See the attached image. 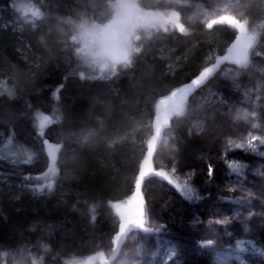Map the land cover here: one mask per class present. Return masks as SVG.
<instances>
[{
    "label": "trees",
    "instance_id": "obj_1",
    "mask_svg": "<svg viewBox=\"0 0 264 264\" xmlns=\"http://www.w3.org/2000/svg\"><path fill=\"white\" fill-rule=\"evenodd\" d=\"M113 1L0 0V80L15 89V96H0V259L6 252L24 251L42 264H64L97 251L111 253L119 227L112 204L134 192L157 100L215 61L236 37L226 25L209 29L208 21L224 8L250 23L264 22V0L174 5L137 0L151 14L165 12L163 20L152 28L150 18L140 22L147 27L138 29L140 51L131 55V63L103 71L95 57L79 53L73 37L85 22L109 23L116 15ZM24 4L40 15L21 13ZM172 10L180 13L187 33L169 18ZM256 46L252 75L230 74L235 66L225 64L166 129L164 139H171L173 150L167 153L161 145L164 164L193 172L196 196L188 199L167 180L149 176L143 193L160 233L133 232L116 262L162 264L167 249L175 246L184 264H216V248L202 249L199 243L207 229L219 248L243 241L242 252H264V176L259 175L264 145L255 142L253 152L229 150L228 144L229 139L247 143L264 137V31ZM238 110L257 115L235 122ZM38 111L55 121L43 134ZM253 122L260 126L252 128ZM122 135L127 138L114 141ZM10 140L34 150V158L4 157L1 150ZM45 141L57 147L58 173L50 189L43 178L51 165ZM230 162L248 165L247 181L229 171ZM239 193L252 200L236 203L230 195Z\"/></svg>",
    "mask_w": 264,
    "mask_h": 264
},
{
    "label": "rangeland",
    "instance_id": "obj_2",
    "mask_svg": "<svg viewBox=\"0 0 264 264\" xmlns=\"http://www.w3.org/2000/svg\"><path fill=\"white\" fill-rule=\"evenodd\" d=\"M168 1H170L169 2L170 4L174 5V4H179L180 2H183L184 0H168ZM122 3H125V6H122ZM112 6L116 10V15L113 19H111L109 21V23H107L105 25H99V24L85 22L84 25H86V26L81 27L80 31L78 32L77 36L75 37V41L78 44L79 53L86 59H88L87 56L95 57L99 61V63H98L99 69H103V71H105V70L108 71L110 69L109 67H113V66H116L118 64L126 65L125 63H123L121 61V59L113 58L105 51L102 41L104 38V32L106 31L107 28H112L115 31L116 42H117L118 46L123 51H125V40H126V38L128 40H131L134 47L138 48L137 41H139V39L135 40V39H133V36L141 37L142 31H139L138 29H140V27H142L143 25H141L140 22H143L144 20H147L148 18H150L147 20V23H149L150 24L149 27L152 28V27H154V23H160L163 20V18L160 16L161 15L160 13L165 14V12H162L160 10H154V12L152 14L148 15L147 9H144L141 5H139L137 0H114L112 2ZM20 9H21V13L33 12L32 8H30L29 6H27L25 4L22 7H20ZM226 13L233 14V15L239 17L240 19H242L241 15L234 14L233 11H231V10H227L226 12H221V14H226ZM138 18L140 19V22H138V20H137ZM164 19H165V17H164ZM245 20H247V24H248V28H249L250 32H253V29L256 30V33L258 36L257 41H256L255 45L253 46V48L251 49L250 57H249V60L247 61L246 64L240 65V66L236 65V64H228V67H230V65L235 66V69L230 68V70H231L230 74H233L234 72L241 73L243 71L245 74L250 73V74H248V76H250L255 72L252 70V65H253L255 53L258 51V49L256 48L257 47L256 44H257V42H259V40H261L263 31H264V22L250 23L248 18L244 19V21ZM179 21H180V19H179ZM16 23H17V20H16ZM174 23H176V21ZM174 23H171V24L174 25ZM208 23H209V21H208ZM93 25L95 27H93ZM105 26H109V27H105ZM130 59H131V57H130ZM226 67H227V65H226ZM9 93H11L12 96H15L14 87L11 84H9L6 79L0 80V96L3 94L9 95ZM210 96H211V94H210ZM208 98H210V97H208ZM187 106H186V110L188 109ZM42 115H47V114L44 113L43 111H38L36 113V123H37L38 128H39V118ZM44 129H43V131H44ZM39 130L41 131L40 128H39ZM125 138H127L126 135L118 136L114 141L123 140ZM161 145H163V148L165 149V152H167V153H171V151L173 150L172 141H171V139H169L167 137L162 141ZM161 145H160V147H161ZM160 147H159V149H160ZM56 150H57L56 146H53V147L51 146V154H50L51 165L49 168L54 169V174H51L48 177H46L45 174L43 175V178L45 179L44 185H46L47 182L50 181L52 183V187L55 184V180H56L57 173H58L57 151ZM1 154L4 157L9 158L11 160L21 161V162H29L34 158L35 151L31 150L30 148H28L26 146H23V145L15 142L13 140H10L9 143L1 150ZM29 154H31V157H32L31 160H29ZM156 157H157V159H156ZM156 157H155V167L157 168L158 171H166L173 177V179H175L181 185L188 183L192 187V185L194 183V179H195L193 172L192 173L179 172L173 165L164 164L165 163L164 162V154H162V151L160 153V151L158 150ZM225 163L227 164L228 160ZM243 165H245V167L241 170V172H239L238 174L234 173V175H236V177L238 178V180L240 182L247 181L245 171L248 168V165L247 164H243ZM173 168H175V172L172 171ZM227 168L229 169V167H227ZM229 171H230V169H229ZM259 175L261 177H263L264 173L262 171H260ZM260 184H258V185H260ZM261 194H263L262 191H261ZM195 196H196V194L194 193L193 198ZM230 197L232 199H235L236 201L241 200V199H244V200L250 199L248 195H245V194L243 195L240 193L239 194H231ZM145 199H146V197H145ZM262 199H264V198H262ZM250 200H252V199H250ZM238 206H241V205H238ZM146 210L148 212L147 201H146ZM159 226L160 225H158L152 219V217L147 213V215H146V227L151 228L153 231L151 233H145V234L160 233ZM209 231L210 230L207 229V231L204 232L205 234L203 236L206 239L204 240V239L200 238V242L201 241H209V240L213 241L212 237L209 236V234H208ZM133 232L138 233V232H141V230H139V229L134 230L131 232L130 235H132ZM141 233H144V232H141ZM218 246H220V243L215 242L211 246L201 247L202 249H210L212 247L216 248L215 253H214V257H213V261L216 264H221V262H223V264H264V252H261V251L252 252V253L242 252L239 250V248L237 247V243H235V242L223 245L221 248H219ZM173 251L176 253V255L173 256L171 260H169L168 259L169 253L173 252ZM75 260H77V259H68L65 261L64 264H68L71 261H75ZM79 261H81V260H79ZM133 261L137 262L135 259ZM121 263H122V260H119L117 262L114 261L112 264H121ZM0 264H42V263L39 260H37L36 258L31 257L27 252L11 251V252H6L2 255V257L0 259ZM162 264H184V259L181 257V253H180L179 249L175 246L169 247L164 254Z\"/></svg>",
    "mask_w": 264,
    "mask_h": 264
},
{
    "label": "water",
    "instance_id": "obj_3",
    "mask_svg": "<svg viewBox=\"0 0 264 264\" xmlns=\"http://www.w3.org/2000/svg\"><path fill=\"white\" fill-rule=\"evenodd\" d=\"M210 23L212 24V27L208 26ZM208 25L207 27L209 29L217 25H226L232 28L236 32V37L234 41L226 48V50L223 53L219 54L216 57L215 61L211 63V64L216 63L217 59L219 58L220 65L218 66V68L214 70V72L205 82H203L196 89H194L192 93L183 96V98H181L180 95L173 94V90L190 82L195 76L192 77L190 80L175 87L166 95L159 97L156 104V113L151 123L152 134L147 142V154L144 158L143 167L139 172L140 176H143L150 169H154L158 171L157 168L155 167V157L164 139L166 129L171 125L172 121L176 117H178L176 115L177 110L183 109V112L185 113L187 103L189 102L194 92L202 85H204L206 82H208L209 79H212L215 73L219 71L222 68V66H224L225 64H236L240 66L246 64L247 61L249 60L251 49L255 45L258 36L257 34L253 36V32L249 31L248 24H244V21L241 20L239 17L233 14L226 13L218 17L212 18L209 21ZM115 35L116 34L113 29L107 28L106 31L104 32L103 45L108 54H110L112 57L116 59H120L123 56L124 51L117 45ZM211 64H209L208 66H210ZM165 116H167V120H165ZM140 176H137L135 185L139 183ZM148 177L149 176L145 177L143 180L142 189H141L143 196H144L143 186ZM145 210H146V204H145ZM132 231L133 229L126 232L123 236H121L120 240L114 244L112 252H114L115 255H111L112 252L108 254L103 251H97L80 259L81 264H89L90 258L100 252L104 253V256L106 257L107 260V264H112L118 258L123 244L125 243V241L127 240L128 236L131 234ZM72 262L73 261H71L68 264H72ZM96 264H99V261H97Z\"/></svg>",
    "mask_w": 264,
    "mask_h": 264
},
{
    "label": "snow or ice",
    "instance_id": "obj_4",
    "mask_svg": "<svg viewBox=\"0 0 264 264\" xmlns=\"http://www.w3.org/2000/svg\"><path fill=\"white\" fill-rule=\"evenodd\" d=\"M34 16H39V11L33 12ZM177 26L180 31H184V26L179 24V18L176 20ZM209 27H212V24L210 23L208 25ZM211 58V57H209ZM226 59V57H225ZM220 65V59L218 58L216 63L211 64L210 66L202 68L198 72V74L188 83L178 87L177 89L173 90V94L180 95L181 98L183 96H186L193 92L194 89H196L199 85H201L203 82H205L211 74L218 68ZM81 76L83 77V73H81ZM165 120H167V116H165ZM55 123V121L47 115H42L39 118V128L41 129V134H43V129L47 127L48 125ZM259 142L260 144L264 145V137H255V140L248 141L247 143H237L233 142L231 139H229L228 144L230 146L229 150H243V151H253L255 152L257 149V144L255 142ZM45 145L49 149V154H51V145L48 144L47 141H45ZM31 154H29V160H31ZM231 173L238 174L241 172V170L245 167V165L236 163V162H230L228 165ZM173 172H175V168L172 169ZM214 169L211 165L208 166V175L211 178L213 175ZM54 174V169L49 168L47 169V172L45 173V176L48 177L49 175ZM155 175L157 177H160L164 180H167L170 184H172L178 191L181 192L183 196H185L188 199H192L193 195L195 193V189L191 187L188 183H185L181 185L178 183L173 177L166 171H156L154 169L148 170L143 176H140L138 173V176H140V181L138 184L134 185V192L133 194L126 200L115 202L112 204L113 208L115 209L116 214L119 217V227L118 231L115 233V236L113 238V243H117L121 236H123L126 232L132 230V229H139L141 232L144 233H151L153 230L151 228L146 227V210H145V204L146 201L144 199V196L142 194V184L143 180L147 176ZM47 188L52 187V183L50 181L46 184ZM39 190H43L42 188ZM198 198V196L196 197ZM236 203H239V201H236ZM227 219L225 220H217L216 223L218 224H224L227 223ZM209 223H212L210 220ZM247 227L245 226V232H247ZM212 241H206L201 242V247H207L212 245ZM243 241H237V247L239 250L243 251ZM176 253L170 252L168 259L171 260L173 256H175ZM99 261V264H107L106 257L104 256L103 252L95 254L93 257L90 258L89 264H96V262ZM223 264V262H221Z\"/></svg>",
    "mask_w": 264,
    "mask_h": 264
},
{
    "label": "clouds",
    "instance_id": "obj_5",
    "mask_svg": "<svg viewBox=\"0 0 264 264\" xmlns=\"http://www.w3.org/2000/svg\"><path fill=\"white\" fill-rule=\"evenodd\" d=\"M221 11H222V12H226L227 9L222 8ZM160 14L163 15V13H160ZM168 15H169V18H170L173 22H175V21L177 20V18H180V13L177 12V11H175V10L170 11V12L168 13ZM68 22H69V23H72L71 20H69ZM244 24H247V20L244 21ZM80 26H81V27H85L86 25L81 24ZM109 26H110V25H109ZM109 26H105V27H109ZM143 26L147 27V25H143ZM206 26H207V25H206ZM93 27H95V26L93 25ZM184 31H185V33H187V28H185ZM256 34H257V33H256V30L253 29V36H255ZM73 39H75V37H73ZM133 39L138 40V39H140V37H139V36H133ZM139 51H140V49L134 47L133 44H132V42H131V40H128V39L126 38V40H125V51H124L123 56H122L120 59H121V61H122L123 63H125V64H130V63H131V60H130L131 55H132L134 52H139ZM9 96L11 97L12 94L9 93ZM176 115H177V116H183V115H184L183 109H179V110H177ZM256 115H257L256 113H254V112H251V113H250V112H248L247 110H238V111H236L235 113H233V115H232V120L235 121V122H241V121H242V122H247V121H249L250 117L254 118ZM259 126H260V125H259L257 122H253V123L251 124V127H252V128H258ZM200 131H201V129L198 128V129H197V134H199ZM201 242H202V241H201ZM201 242H199V243L201 244ZM203 242H206V241H203ZM212 242H213L212 244L215 243L214 241H212ZM111 255H115V253L112 252ZM72 264H81V262H80L79 260H75V261L72 262Z\"/></svg>",
    "mask_w": 264,
    "mask_h": 264
},
{
    "label": "flooded vegetation",
    "instance_id": "obj_6",
    "mask_svg": "<svg viewBox=\"0 0 264 264\" xmlns=\"http://www.w3.org/2000/svg\"><path fill=\"white\" fill-rule=\"evenodd\" d=\"M122 4L125 6V3H122ZM148 15H149V13H148ZM139 21H140V19H139ZM134 230H137V229H133V231H134Z\"/></svg>",
    "mask_w": 264,
    "mask_h": 264
},
{
    "label": "bare ground",
    "instance_id": "obj_7",
    "mask_svg": "<svg viewBox=\"0 0 264 264\" xmlns=\"http://www.w3.org/2000/svg\"><path fill=\"white\" fill-rule=\"evenodd\" d=\"M210 80V79H209Z\"/></svg>",
    "mask_w": 264,
    "mask_h": 264
}]
</instances>
